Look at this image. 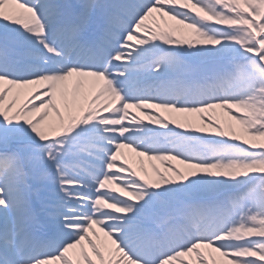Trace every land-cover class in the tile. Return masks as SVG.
I'll return each mask as SVG.
<instances>
[{
    "label": "snow or ice",
    "instance_id": "obj_1",
    "mask_svg": "<svg viewBox=\"0 0 264 264\" xmlns=\"http://www.w3.org/2000/svg\"><path fill=\"white\" fill-rule=\"evenodd\" d=\"M0 264H264V0H0Z\"/></svg>",
    "mask_w": 264,
    "mask_h": 264
}]
</instances>
